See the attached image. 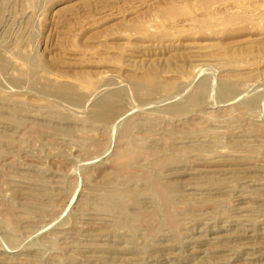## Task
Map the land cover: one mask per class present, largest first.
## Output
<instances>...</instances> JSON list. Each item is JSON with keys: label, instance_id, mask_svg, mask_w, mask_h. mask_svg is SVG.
<instances>
[{"label": "rangeland", "instance_id": "374dc122", "mask_svg": "<svg viewBox=\"0 0 264 264\" xmlns=\"http://www.w3.org/2000/svg\"><path fill=\"white\" fill-rule=\"evenodd\" d=\"M0 264H264V0H0Z\"/></svg>", "mask_w": 264, "mask_h": 264}, {"label": "bare ground", "instance_id": "6f19581e", "mask_svg": "<svg viewBox=\"0 0 264 264\" xmlns=\"http://www.w3.org/2000/svg\"><path fill=\"white\" fill-rule=\"evenodd\" d=\"M96 109V108H95ZM103 120H105L106 118H102ZM163 194L165 195L166 193H165V191L163 190ZM245 218V217H244ZM247 221V220H246Z\"/></svg>", "mask_w": 264, "mask_h": 264}]
</instances>
